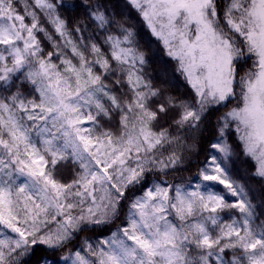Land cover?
Segmentation results:
<instances>
[{
	"label": "snow or ice",
	"instance_id": "6c2138e0",
	"mask_svg": "<svg viewBox=\"0 0 264 264\" xmlns=\"http://www.w3.org/2000/svg\"><path fill=\"white\" fill-rule=\"evenodd\" d=\"M0 264H264V0H0Z\"/></svg>",
	"mask_w": 264,
	"mask_h": 264
},
{
	"label": "trees",
	"instance_id": "16d2710c",
	"mask_svg": "<svg viewBox=\"0 0 264 264\" xmlns=\"http://www.w3.org/2000/svg\"><path fill=\"white\" fill-rule=\"evenodd\" d=\"M133 16L135 17V13L133 12ZM136 22L138 23V26L141 28L143 33H146L142 22L139 21V18L136 17ZM149 39H151L152 44L150 45L151 47L155 48L158 54V64L161 67H165L168 69L169 73H170V79H173L174 84L173 87L176 91L177 94L183 95L185 97L190 96L191 93V89L188 87V85L186 84V82L184 81L183 77H181L179 75V73L175 72V63L168 58L163 50V47L159 44L158 41L153 40L149 34H147ZM143 42V41H142ZM47 44V42H45ZM221 111H224V109H221ZM229 143L232 144L235 148V150L239 153V142L236 140V133L234 130V127L232 129L229 130ZM206 143H202L199 145V155H193L192 156V160L193 163L188 167V170L185 171L182 175L185 179H187L188 177H190L191 175L195 174L197 172V168L199 165V161L202 160L204 158V148L206 147ZM235 159V165L233 168V174L237 175V176H245L250 174L253 170H254V162L251 161L250 159H244L242 154H240V158L239 159ZM254 183V182H253ZM109 232L107 230H105L103 233H100L98 235H108ZM89 235H92V233H89ZM95 238V237H94Z\"/></svg>",
	"mask_w": 264,
	"mask_h": 264
},
{
	"label": "rangeland",
	"instance_id": "374dc122",
	"mask_svg": "<svg viewBox=\"0 0 264 264\" xmlns=\"http://www.w3.org/2000/svg\"><path fill=\"white\" fill-rule=\"evenodd\" d=\"M144 30H145V32H147V29L144 28ZM147 34H149V36H150V33H147ZM150 37H151V36H150ZM151 38H152L153 40H155V38H153V37H151ZM45 48H46V51H47V50H51L50 45H48V44H46V43H45ZM217 190H222V186H221L220 188H218ZM109 234H110V233H109ZM109 234H108V235H109Z\"/></svg>",
	"mask_w": 264,
	"mask_h": 264
}]
</instances>
